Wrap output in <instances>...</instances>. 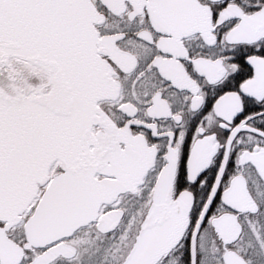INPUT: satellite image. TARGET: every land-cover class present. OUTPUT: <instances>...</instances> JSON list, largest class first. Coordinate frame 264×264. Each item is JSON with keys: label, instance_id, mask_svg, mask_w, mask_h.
<instances>
[{"label": "snow or ice", "instance_id": "6c2138e0", "mask_svg": "<svg viewBox=\"0 0 264 264\" xmlns=\"http://www.w3.org/2000/svg\"><path fill=\"white\" fill-rule=\"evenodd\" d=\"M0 264H264V0H0Z\"/></svg>", "mask_w": 264, "mask_h": 264}]
</instances>
